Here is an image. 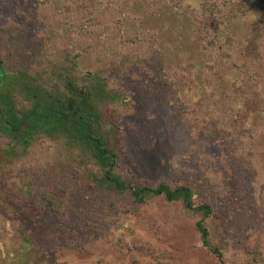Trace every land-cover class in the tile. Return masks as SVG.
Returning <instances> with one entry per match:
<instances>
[{
    "label": "trees",
    "instance_id": "1",
    "mask_svg": "<svg viewBox=\"0 0 264 264\" xmlns=\"http://www.w3.org/2000/svg\"><path fill=\"white\" fill-rule=\"evenodd\" d=\"M167 9L190 22L203 69L182 58L162 63L159 39L144 21ZM247 21L242 34L230 32V24ZM85 53L93 59L87 67ZM223 65L227 90L215 111L213 92L206 98L194 91L201 75L210 88ZM136 77L158 98L171 91V124L192 134L167 180L139 178L128 160L124 122L137 109L126 83ZM258 78L264 80V0H0V198L7 207L0 264H47L50 257L67 264L65 254L84 255L85 241L98 239L120 254L165 264L162 252L136 242L147 229L143 210L163 205L173 209L156 224L172 223L173 214L192 220L195 240L220 264H264L262 250L238 255L234 240H215L208 225L263 152L264 92L248 88ZM214 133L227 145L212 152ZM33 210L43 218L40 237L64 228L67 242L39 244Z\"/></svg>",
    "mask_w": 264,
    "mask_h": 264
},
{
    "label": "rangeland",
    "instance_id": "2",
    "mask_svg": "<svg viewBox=\"0 0 264 264\" xmlns=\"http://www.w3.org/2000/svg\"><path fill=\"white\" fill-rule=\"evenodd\" d=\"M94 9L98 10L97 7H94ZM168 11L166 15L148 18L144 21L145 29L150 32L155 31L156 37L159 39V46L163 50L162 63L170 64L182 58L184 60H194L198 68L203 69L204 63L200 60L199 51L196 43H194L190 22L188 20L179 21L172 15L170 10ZM246 24L249 25V21L245 22L244 26ZM228 27L235 36L239 33L242 34L241 32H245L248 28V26L243 27L241 24H230ZM165 45L174 47V50H168ZM80 59L85 67L89 66L93 60L88 53L82 54ZM219 65L221 66V63ZM226 71L227 69L223 65L213 79L210 80V83H213L210 88L201 75L198 78L199 89L194 91L196 97L202 95L206 98L210 97V91L213 92L217 103H219L218 105H212V107L217 106L215 111L223 107L225 91L227 90ZM223 74L225 75L223 76ZM126 85L128 89L127 96L129 95L132 98L137 109L136 115L126 118L124 122L130 136L128 160L134 163L133 169L139 178H145L146 181L151 182L160 179L167 180L171 174L172 161L178 155L188 154L186 150L192 142V134L182 125L171 124L169 119L171 109L167 102L171 99L170 90L165 91L158 98L155 92L149 91L150 85L146 84L141 78L129 79ZM248 88L250 91L260 90L264 92V80L258 78L254 83H249ZM228 122L229 120H227ZM224 127H226V124ZM221 140L220 135L214 133L213 138L210 139L209 149L214 152L219 149L221 144L222 147H225L227 143L224 139ZM261 141V144L264 145V138ZM259 154V159H256L252 164V172L245 170L243 181L238 183L236 188L232 190L231 200L227 205L216 207L218 213L224 209L221 218H215L208 224L211 236L215 240L224 239L225 241L227 238L230 240L232 238L237 244L236 251L239 252L238 255L243 254L247 258L251 256L248 252L255 249L262 250L264 255V149ZM244 180L248 181L244 182ZM249 180L253 181V185L252 182L250 184ZM4 205H6L5 202L0 198V213L1 210L7 208ZM171 208L163 205L161 211L153 208L143 210L141 216H143L142 220L145 221L144 227H147V229L144 230L145 232L141 230L143 222L137 221L138 218L132 223L134 229L138 228L143 231L142 235L135 232L139 234L136 242L145 241L147 244L146 251L148 252H162L160 260L165 264H220L215 256L209 254L195 240L196 234L192 220L173 214V217H171L172 223H161V226L156 224L159 222V213H161L162 218V215L165 216ZM38 216L39 213L33 210L31 219L36 220H34L35 223L32 228L34 238L39 241V244H52L56 239H59L61 245L67 242V231L64 228L58 231L51 230L49 234L40 237L37 233L38 230L43 231L42 225L44 223L43 218H37ZM154 218H156V221ZM56 232L58 233L56 234ZM128 233L134 234L133 231ZM165 243L170 244L166 247ZM85 245L87 248L84 255L79 256L75 251L77 256L73 253L65 254L61 261L65 260L67 264H82L81 258L87 259V257L94 255L95 258L92 262L94 264H149L151 262V260H146L149 257L148 255H146L147 258L143 259L136 255L120 254L114 248L108 246V243L103 239L93 242L86 240ZM228 250L230 251L231 247ZM231 251L235 252V250ZM235 254H229V257L237 259ZM51 258L47 260V264H53ZM38 264L41 263L38 262Z\"/></svg>",
    "mask_w": 264,
    "mask_h": 264
}]
</instances>
